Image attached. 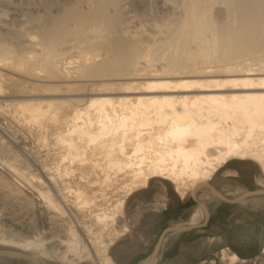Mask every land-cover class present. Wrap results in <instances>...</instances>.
Instances as JSON below:
<instances>
[{
    "label": "bare ground",
    "instance_id": "bare-ground-1",
    "mask_svg": "<svg viewBox=\"0 0 264 264\" xmlns=\"http://www.w3.org/2000/svg\"><path fill=\"white\" fill-rule=\"evenodd\" d=\"M124 1L50 4L62 9L31 20L35 34L0 20V111L68 163L53 170L0 127V258L115 264L109 250L128 231L117 218L150 179L181 199L195 191L209 219L211 204H231L200 185L227 199L249 191L215 182L219 168L250 160L264 176V0H163L162 20L132 30ZM68 93L78 97H47ZM253 200L264 196L235 205ZM205 209L170 227L203 223Z\"/></svg>",
    "mask_w": 264,
    "mask_h": 264
},
{
    "label": "rangeland",
    "instance_id": "rangeland-1",
    "mask_svg": "<svg viewBox=\"0 0 264 264\" xmlns=\"http://www.w3.org/2000/svg\"><path fill=\"white\" fill-rule=\"evenodd\" d=\"M77 2L84 6L86 0H0V13L7 12L0 14V20H4L8 25L10 24L8 26L9 30H12L11 26L17 30H21V27H24L22 30L27 27L29 30L36 32L37 28L35 29L34 26L37 25V21H31L33 19L35 21V17L43 15L42 12L49 9L50 11L53 10V13H57V10L62 9V7ZM162 2L163 0H126L122 2L121 11L126 16L123 13L122 15L128 17H123L126 24L135 25L134 27L128 25L129 29L149 28L156 17V20H162L161 12L163 11L160 12L157 8V5H161ZM42 3L47 7L46 10L41 5ZM50 4L55 7L56 4H61V6L63 4V6L58 5L59 8L58 6L54 8ZM217 8L219 9V6ZM217 8L215 6L214 14L216 13L215 15L219 16L221 12L217 11ZM5 14L7 17L4 16ZM8 15L10 16L8 17ZM17 16L19 17L17 18ZM23 20L27 21H24V23ZM150 20L152 21L150 22ZM35 32L32 33L35 34ZM67 50L66 55H64L69 56L67 62H75L78 50L76 48L70 49L68 46ZM123 90H129V88L124 86ZM68 94L47 97L69 99L78 97L74 93ZM125 94L130 95L128 93H115L111 94L110 97L126 96ZM1 111L0 127L4 128L11 137H14L19 146L27 149L32 157L43 160L53 170L59 167L57 169L63 172L62 169L67 167L65 164L68 165V163L62 160L61 148L56 145L54 140L49 145L40 144L33 133ZM2 155L6 156L4 152L0 151V160L3 159ZM213 180L227 189H232L236 185H240L249 191L264 189V176L261 174L258 165L250 160L234 159L229 161L215 172ZM263 205L264 203L253 200L246 202L243 205L244 207L221 203L216 206L217 209H212L214 207L211 204L213 214L209 222L207 221L206 226L178 234L181 236L177 239H174V236H169V240L164 243L165 248L163 247L155 264H264V253L262 252L264 247ZM124 207V214L117 218L116 226L119 229L126 226L128 231L123 232L124 235L109 250L115 264H141L143 260L150 256L163 230L190 219L196 210L197 204L191 198V194L181 199L175 192L171 182L153 178L148 181L146 187L135 190L132 195L127 197ZM223 250L226 253L225 256H222L225 254L222 253ZM227 253L236 254L239 260L231 263L227 258ZM0 264L33 263L19 258H0Z\"/></svg>",
    "mask_w": 264,
    "mask_h": 264
},
{
    "label": "water",
    "instance_id": "water-1",
    "mask_svg": "<svg viewBox=\"0 0 264 264\" xmlns=\"http://www.w3.org/2000/svg\"><path fill=\"white\" fill-rule=\"evenodd\" d=\"M202 186L209 188L212 191V194L216 198L220 199L221 201H223L225 203L231 204V205H235V204L239 203L242 199L251 198V197H258V196H264V190L258 189V190H254V191H248L242 197H238L236 199H227L224 196H222L219 192H217L211 185H209V184L200 185V187H202ZM195 195H196L195 191H193L192 194H191V198L193 199V201L196 204L200 205L203 209H205V207L202 204V202L198 201L196 199ZM205 215H206L205 221L203 223L199 224V225L181 226V227H167V228H165L163 230V232L161 233V235L159 236L156 244L154 245L153 250H152V252H151V254L149 256V261H148L147 264H151L153 259L157 257V255L159 254V251H160L161 242L168 235H170V234H181V233H185V232H189V231H194V230H197V229H200V228L206 226V223L208 221V213H207L206 209H205Z\"/></svg>",
    "mask_w": 264,
    "mask_h": 264
},
{
    "label": "crops",
    "instance_id": "crops-1",
    "mask_svg": "<svg viewBox=\"0 0 264 264\" xmlns=\"http://www.w3.org/2000/svg\"><path fill=\"white\" fill-rule=\"evenodd\" d=\"M212 214H213V213L211 212V215H210V217H209V219H208V222H209V220H210V218H211ZM208 222H207V223H208ZM180 236H181V235H178V234H177V235H176V236H174L173 238H174V239H175V238L177 239V238H179Z\"/></svg>",
    "mask_w": 264,
    "mask_h": 264
}]
</instances>
